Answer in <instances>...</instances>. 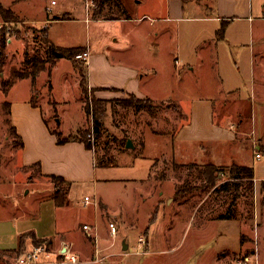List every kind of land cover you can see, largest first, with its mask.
<instances>
[{
    "label": "rangeland",
    "instance_id": "obj_1",
    "mask_svg": "<svg viewBox=\"0 0 264 264\" xmlns=\"http://www.w3.org/2000/svg\"><path fill=\"white\" fill-rule=\"evenodd\" d=\"M58 1L55 9L64 8L72 20L58 21L50 7L44 8L50 0H0L2 7L11 11V14L0 13V22L6 23L0 30V42L6 39V28L12 30V42L4 41L0 84L9 79L13 70H30L24 64L25 50L29 56L47 57L44 36L49 28L51 40L57 46L92 45L95 66L91 73L103 65L101 55L106 54V45L115 36L120 42L127 37V41L123 39L127 48L118 53L112 51L109 59L126 69L143 67L140 75L148 74L144 70L151 67L157 73L144 75L136 83L125 71L105 69L102 80L134 90L135 94L146 93L163 100L148 102L142 97L133 100L120 91H109L103 97L97 93L98 89L89 88L86 61L77 58L87 84L85 94L80 87L79 72L66 59H61L51 72L52 91L48 89L46 70L33 87L30 79L18 81L7 96L0 87V219L18 218L16 221L25 222L31 219L25 226L48 231V235L66 227L74 228L85 220L95 223L85 222L90 229L73 240L42 239L35 248L44 245L49 254H43L36 264H71L59 255L62 243L77 257L76 264H239L241 261L251 264L248 256L256 249L254 257L264 264V225L261 227L264 209L259 210L257 191L249 186V181L233 178L230 171L232 164L250 162L253 153H261L264 144V97L257 91L255 111L234 112L239 97L245 99L254 94L248 71L239 79L225 75V80H220L216 71L210 78L197 73V79H182L173 60L179 50L183 53L187 50L179 44L188 47L189 36L184 41L182 35L177 43L175 33H165L161 44L154 46L155 51L147 50V42L141 44L139 40L150 41L149 31L138 29L134 33L130 25L90 26L83 20L81 0ZM13 9L32 20L24 19ZM86 12L90 16L92 11ZM263 33L255 31L254 39L260 40ZM235 52L230 49V53ZM259 86V91L264 92V80ZM28 95L37 109L28 115L21 114L24 128L20 147L11 130L8 107L3 102L22 103ZM197 97L215 101L214 123L219 126H216L217 138L203 143L202 155L193 148L183 150L184 146L174 137L178 128L188 121L191 100ZM224 100L227 107L223 117ZM95 103L100 114L97 134ZM86 107L89 115L85 113ZM239 108L245 111L247 107ZM196 129L198 124L191 131ZM238 131L233 149L227 133L233 135ZM57 133L62 138H83L91 144V149L85 145L78 148L71 141L58 144ZM145 133L146 144L141 148L143 145L138 144L143 142ZM128 140L135 150L126 148ZM95 158L102 166L110 163L116 166L96 167ZM208 164H213L214 169H205ZM40 170L69 178L67 209L57 210L48 202L46 197L52 182L50 178L49 182L40 178ZM102 177L109 181H101ZM59 185L63 195L67 186ZM178 190L184 194L176 195ZM86 196L91 200L89 204L85 203ZM99 199L103 202L100 205ZM108 223L117 227L115 236L110 234ZM123 243L127 249H123ZM24 252L27 250L21 249L3 260L15 264ZM253 263L256 264L255 260Z\"/></svg>",
    "mask_w": 264,
    "mask_h": 264
},
{
    "label": "crops",
    "instance_id": "obj_2",
    "mask_svg": "<svg viewBox=\"0 0 264 264\" xmlns=\"http://www.w3.org/2000/svg\"><path fill=\"white\" fill-rule=\"evenodd\" d=\"M51 1L52 0H50L49 3H46L44 8L45 6L50 7V10L54 12V17H59L57 19L58 21L60 20L64 22L73 19L71 14L65 11L64 8L55 9V7L59 5L58 0H53L55 1L54 5L51 4ZM81 1L85 15L83 20L90 26L92 24H112L119 27L122 25H130L132 28L131 30H133L134 33H136L138 29H142L147 32L149 31L151 34L149 37L150 41L142 39L139 40L141 44H144V41L147 42L145 45L147 50L155 51L154 46L157 47L161 44V40L165 39V33H175L177 43H180V37H182V35H184V41L185 37L189 36L188 47L179 44V47L187 50L184 53L179 50L177 58H174L173 60V64L175 68H177L179 72L178 74L182 77V79L187 77L197 79V73L207 74L210 78V75L215 73L214 71L217 72V76L220 80H225V75L227 78L228 75H230L232 79H239L242 78L243 72L248 71V73H246L249 74L252 79V89L254 94L253 96L249 94L250 96L248 95L249 97L245 99L239 97L237 99V107L234 112L245 113L250 110L255 111V107L258 106L257 101L255 100V92L258 91L257 93L259 96L261 94V96L264 97V92L259 91V82L264 80V55H261V51L264 50V33L260 35L261 38L258 37L260 40L254 39L255 31L260 33L264 31V0H95L97 9L90 10L92 11L90 16L87 15L85 10L84 0ZM13 11L26 20H32L14 9ZM43 11L44 16H46L45 9ZM61 16H65L68 19H62L60 18ZM45 21L47 22V18H45ZM222 29L223 36L219 38L217 37V33ZM186 32L190 33L186 34ZM47 35L53 43L50 37L49 28L47 30ZM123 39L127 41L128 38L124 36ZM123 39L120 42L118 37L115 36V38L112 39V42L106 45V54L101 55V64L103 65L96 68L98 71H95L94 73H91L92 68L95 66L92 59V45L87 43L84 46H75L83 47L88 53L86 68L89 88L91 90L98 89L99 92L97 93L103 97H107L110 93L109 91H120L124 94L126 93L127 95H134L138 98H150L154 101L163 100L160 98H151L146 93L137 92V94H135L134 90L124 88L123 86H116L107 80H102L101 77L105 72V69L125 71L131 76V78H135L136 83H139V81H141L140 78L142 77L157 73L156 69L151 67V69L144 70V72H147L148 74L144 73L143 75H140V70L142 71L143 67L126 69L123 68L121 63L110 60L109 58H111L112 51L118 53L127 48L125 47L127 43L125 41L123 42ZM251 39L252 41H250ZM130 45H132V47H136V44L132 43ZM230 49L232 53L234 51L236 52L232 54L230 53ZM59 61L57 63H59ZM88 68L90 69V74H88ZM255 82H257V84ZM15 85L11 89H14ZM225 98H228L226 93ZM230 101L232 103V100ZM224 102L225 103L221 111L223 117L227 107L226 100H224ZM191 105V112L188 114V121L178 128L174 137L178 144L184 146L182 147L183 150L188 151L193 148L194 151L201 153L202 155L203 143L217 138L216 129L219 126L215 124L216 122L214 123L215 101H213V99H203L197 97V99L191 100ZM239 106H246L247 108L244 111L240 109ZM36 109L37 107L32 106L29 95L22 103L10 102L9 115L11 116L12 125L19 136H22L24 128L23 121L21 120V114L25 113L28 115L31 112H35ZM195 124H198V129L191 131V128ZM224 129L228 130L227 128ZM148 133L151 132H147V134ZM239 133V131L237 134L234 132L233 135L231 133H227L229 142H231L232 145L230 147L233 149ZM147 134L145 133L143 142H139L138 144L140 146L143 145L141 148L145 147V136H147ZM229 142L226 144L228 147L230 145ZM71 144L77 145L78 148L84 146V144L77 139L71 141ZM128 149L135 150V146L133 145V148ZM235 151L237 152L236 149ZM255 154L256 151L253 153L250 162L246 164L242 163L241 165L249 166L253 169V187L257 191V204L259 210H261L264 209V192L261 191V182H264V152L260 153L259 159L255 158ZM200 158L203 159V157ZM198 163H200V161ZM94 166H102L99 163L97 164L96 158L94 160ZM114 166H116V164L110 163L102 167ZM153 166L154 165L149 168L148 175L151 174ZM50 176L62 177L65 181L70 183L69 178L62 174L49 173L45 170H40V178H44L47 182H49L50 180L48 179ZM100 180L104 182L109 181V179H106L105 177H102ZM51 184L52 188H50L47 192L48 197H46L48 202H50L57 210L67 209L70 202L69 197L65 205L60 207L56 206L52 199L55 187L53 183ZM102 203V199H99V205ZM16 220H18V218L0 219V264H7L3 258L6 257L5 255L7 251L14 250L18 247V239L21 234L31 232L37 239L46 240L48 238L50 240L52 238L55 240L58 239L60 242L63 241L64 238H70L73 240L76 236H82L84 234L82 226L85 222L95 224L91 220H85L84 222L76 225L74 228L66 227V229L61 232L56 231L55 235H48V233H46L48 231H41L39 229L38 231H35L31 228V225L25 226L26 222H30L31 219L28 221L26 220V222ZM263 225L264 223L261 227ZM97 230L99 233V227ZM262 239L264 248V235ZM33 247L35 246L32 244V240L27 238L23 243L22 249H26L28 251ZM122 247L123 249L124 247L127 249V245L125 243L122 244ZM256 250H254L253 254L251 253L248 256V260L251 264H254V260L256 264H260L258 263L259 258L256 259V257H254L256 256Z\"/></svg>",
    "mask_w": 264,
    "mask_h": 264
},
{
    "label": "trees",
    "instance_id": "obj_3",
    "mask_svg": "<svg viewBox=\"0 0 264 264\" xmlns=\"http://www.w3.org/2000/svg\"><path fill=\"white\" fill-rule=\"evenodd\" d=\"M0 13L1 14H11V11L9 9H4L0 3ZM222 36H223V29L217 33V37L220 38ZM44 37H45L44 42L47 46V51H46L47 57L45 59H42L39 56H29L25 50L24 64L26 66H28L30 70L28 72H19L17 70H13L10 74L9 79L7 81L1 82L0 87L2 89V92L7 96L10 89L18 81H21L24 79H30L31 83H32V87H33L37 77L42 72H45V70L47 71V74H48V79H47L48 89H49V91H52V84H51V79H50L51 78V72L59 60L66 59L70 62H73L75 70H77L79 72V74H80V87H81L82 92L85 94L86 89H87V84H85L86 81L84 80V77L82 75L81 64L77 63V61L75 60L76 56L78 54H80L79 52L84 51V48L83 47H60V46H56L48 38L46 30H45V36ZM4 44H5L4 38H2V40L0 42V71L2 70V64H4V62L2 63V61H1V59L3 57L4 47H5ZM129 97H130V99L137 100L136 96H134V95H129ZM145 100L148 102H152V100L150 98H145ZM30 102H31L32 106H34V107L36 106L34 104V102H32L31 100H30ZM3 103L5 106L8 107L7 114L9 115L10 114V103L7 101H5ZM97 106L98 105L96 104L95 108H94L95 114H96L95 121H94V125H95L94 126V132L96 134L99 133V125H100L99 124L100 114H99V110H98ZM133 106L136 107V105H133ZM85 113H87V115H89V109L87 107L85 109ZM11 130H12L13 135L15 136V139L19 140V144L21 147L22 146V141H21L22 139L17 134L13 125L11 127ZM57 137H58V140H57L58 144H63V143L69 142V141L76 140V138H72L71 136L62 138L60 133H57ZM77 140L82 142L85 145V147H87L88 149H91V144L89 142H87L86 140H84L83 138H78ZM260 150H261V152H264V145L261 146ZM208 167H210L211 169H214L213 164L206 165L205 169ZM230 171L232 172L233 178L245 179V180L249 181V186L250 185H251V187L254 186L253 185L254 184L253 183L254 175H253V169L251 167L232 164ZM210 174H213V172ZM208 178L211 179L210 175H208ZM50 179H51V181L55 187L54 194L52 197L55 205L58 207L65 205L67 203L66 198H67V195L69 192L70 183L65 181L62 177H59V176H50ZM212 181H213V178H212ZM60 183L67 186V188H66L67 192L65 193V191L63 190V193H64L63 195H60L62 193V190H60V187H59ZM261 191L264 192V182H261ZM183 194L184 193H180V190H178L176 192V195H183ZM27 238L32 240V244L34 246L38 245L39 243H42V241H44L41 239H37L33 235V233H31V232L21 234L19 236V239H18V247L14 250L7 251L5 256H7V257L13 256L14 254L16 255L18 252H20V250L22 249L23 243Z\"/></svg>",
    "mask_w": 264,
    "mask_h": 264
},
{
    "label": "built area",
    "instance_id": "obj_4",
    "mask_svg": "<svg viewBox=\"0 0 264 264\" xmlns=\"http://www.w3.org/2000/svg\"><path fill=\"white\" fill-rule=\"evenodd\" d=\"M51 4L54 5L55 1H52ZM85 7H86V11H89V10L97 9V4H96L95 0H86ZM3 25H6V23L0 22V30L2 29ZM5 31L6 32L4 33V35H6V39H4V41L7 44H9L12 42V37H11L12 30L9 27H7ZM76 58L87 62L88 53L86 51H84V52L78 54L76 56ZM255 158H257V159L260 158L259 152L255 154ZM84 200H85V203L88 204L90 201V198L88 196H86L84 198ZM82 227H83V230L85 232H87L90 229L87 224H84ZM109 229H110V234L115 236L116 232H117V227L115 226L114 223H109ZM63 244L64 245L62 246V248L59 252V255L64 258L65 262H67V263L69 262L71 264H76L78 262L77 257L73 253H71V251L69 250L70 248L67 245H65V243H63ZM43 254H49L45 250L44 245H42V246L39 245L36 248L33 247L31 250H28L27 252L20 254L16 258L15 264H36L39 261V259L42 257ZM239 264H243V262L241 261V262H239Z\"/></svg>",
    "mask_w": 264,
    "mask_h": 264
},
{
    "label": "water",
    "instance_id": "obj_5",
    "mask_svg": "<svg viewBox=\"0 0 264 264\" xmlns=\"http://www.w3.org/2000/svg\"><path fill=\"white\" fill-rule=\"evenodd\" d=\"M126 148H133V144H132L131 140L127 141ZM124 249H125V247H124Z\"/></svg>",
    "mask_w": 264,
    "mask_h": 264
}]
</instances>
